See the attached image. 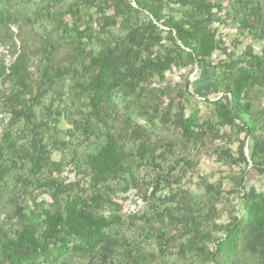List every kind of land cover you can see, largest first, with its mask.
<instances>
[{
    "label": "trees",
    "instance_id": "trees-1",
    "mask_svg": "<svg viewBox=\"0 0 264 264\" xmlns=\"http://www.w3.org/2000/svg\"><path fill=\"white\" fill-rule=\"evenodd\" d=\"M220 23L251 42L227 53ZM252 43L264 0H0V264H264V191L245 184L264 174ZM208 144L228 188L199 175ZM129 188L142 206L125 214Z\"/></svg>",
    "mask_w": 264,
    "mask_h": 264
},
{
    "label": "rangeland",
    "instance_id": "rangeland-1",
    "mask_svg": "<svg viewBox=\"0 0 264 264\" xmlns=\"http://www.w3.org/2000/svg\"><path fill=\"white\" fill-rule=\"evenodd\" d=\"M235 38H237L238 42H239V49L244 48V46H246L247 44H249L251 42L250 38L247 36H231V40H234ZM252 46L254 48L255 52H258L262 49H264V43H252ZM166 78L168 80H171L170 76L167 74ZM197 84V82H196ZM193 85L190 84V88L189 91L191 92V96L190 97V106L191 107H198L199 108V112H198V118L199 119H204L206 117H208L211 112H212V107L210 105H208L207 103L203 102V99L205 98V96H212L207 95L206 89H204L205 91H202V89H192ZM211 145H206L201 154H200V172L199 175H205V174H211V180L212 181H216L219 178L223 179V184H225L224 186L228 188V178L227 175L230 173V171L227 170L226 167L221 166L220 164H218L214 157L211 154ZM231 174V173H230ZM198 181V176H191L187 178V181L185 183V187L189 188L190 190L194 191L195 190V184ZM245 184L247 187L249 186H253L256 188L257 191H264V174L260 175L258 174L255 170H249L248 175L246 176V180H245ZM225 218L222 219V221H224Z\"/></svg>",
    "mask_w": 264,
    "mask_h": 264
},
{
    "label": "built area",
    "instance_id": "built-area-1",
    "mask_svg": "<svg viewBox=\"0 0 264 264\" xmlns=\"http://www.w3.org/2000/svg\"><path fill=\"white\" fill-rule=\"evenodd\" d=\"M225 9H222L219 11L218 16L223 20L225 18ZM216 38L220 41L224 42L227 45L226 52L229 53L233 50V46L231 44V27L225 23H220L217 25L216 29ZM0 52L4 54V65H5V72L9 73V68L11 64V58L10 54L6 49H3L0 47ZM217 53L214 52L211 55V59L215 60L217 58ZM197 72V67L194 68L193 72L190 74L189 78L191 79V82L196 78L195 73ZM182 73V70H177L173 73H169L171 80L178 81L179 77ZM0 114V118H1ZM59 177L65 182V183H71L75 182L77 179H80L81 175L73 168V167H66L63 170L60 171ZM118 197L121 200L122 205V211L125 214H132L137 212L141 206H142V200L139 197L137 190L135 188H129L126 191H122L117 194Z\"/></svg>",
    "mask_w": 264,
    "mask_h": 264
},
{
    "label": "crops",
    "instance_id": "crops-1",
    "mask_svg": "<svg viewBox=\"0 0 264 264\" xmlns=\"http://www.w3.org/2000/svg\"><path fill=\"white\" fill-rule=\"evenodd\" d=\"M237 35L236 34V31L235 30H231V36H235ZM211 71L210 69H206L202 72L199 73L198 76V79H197V86L196 88L197 89H202V91H205L204 89L207 88V91H210L211 92V87H210V82H211ZM206 87V88H205Z\"/></svg>",
    "mask_w": 264,
    "mask_h": 264
},
{
    "label": "water",
    "instance_id": "water-1",
    "mask_svg": "<svg viewBox=\"0 0 264 264\" xmlns=\"http://www.w3.org/2000/svg\"><path fill=\"white\" fill-rule=\"evenodd\" d=\"M191 82V79L188 78V81L186 83V87L188 88L189 87V83ZM228 94L230 95V92H228ZM222 94H220L219 96H221ZM230 107L232 108V104L230 103Z\"/></svg>",
    "mask_w": 264,
    "mask_h": 264
}]
</instances>
